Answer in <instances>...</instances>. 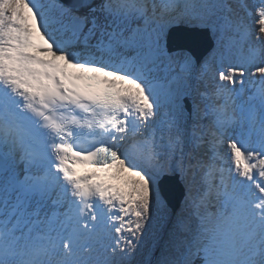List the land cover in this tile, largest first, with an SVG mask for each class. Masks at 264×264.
Here are the masks:
<instances>
[{"label":"snow or ice","instance_id":"obj_1","mask_svg":"<svg viewBox=\"0 0 264 264\" xmlns=\"http://www.w3.org/2000/svg\"><path fill=\"white\" fill-rule=\"evenodd\" d=\"M0 264H264V0H0Z\"/></svg>","mask_w":264,"mask_h":264},{"label":"water","instance_id":"obj_2","mask_svg":"<svg viewBox=\"0 0 264 264\" xmlns=\"http://www.w3.org/2000/svg\"><path fill=\"white\" fill-rule=\"evenodd\" d=\"M174 42L177 47L190 49L197 56H200L208 47L205 34L196 30H177L174 33ZM180 198V193L178 191L176 196L172 199V204L176 209L179 208Z\"/></svg>","mask_w":264,"mask_h":264},{"label":"rangeland","instance_id":"obj_3","mask_svg":"<svg viewBox=\"0 0 264 264\" xmlns=\"http://www.w3.org/2000/svg\"><path fill=\"white\" fill-rule=\"evenodd\" d=\"M114 235H115V233H113ZM160 255V250L159 249H157L156 251H155V253H154V257L153 258H155V257H158ZM143 257H141V256H138V257H136V259H142Z\"/></svg>","mask_w":264,"mask_h":264},{"label":"bare ground","instance_id":"obj_4","mask_svg":"<svg viewBox=\"0 0 264 264\" xmlns=\"http://www.w3.org/2000/svg\"><path fill=\"white\" fill-rule=\"evenodd\" d=\"M250 2H253L254 3V2H256V0H250Z\"/></svg>","mask_w":264,"mask_h":264}]
</instances>
